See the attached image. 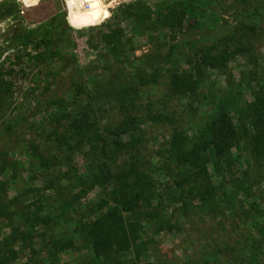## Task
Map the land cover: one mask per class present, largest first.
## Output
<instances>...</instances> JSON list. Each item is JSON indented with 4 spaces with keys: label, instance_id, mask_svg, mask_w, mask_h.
Instances as JSON below:
<instances>
[{
    "label": "rangeland",
    "instance_id": "obj_1",
    "mask_svg": "<svg viewBox=\"0 0 264 264\" xmlns=\"http://www.w3.org/2000/svg\"><path fill=\"white\" fill-rule=\"evenodd\" d=\"M8 1L26 27L54 13L66 16L63 0H40L32 8ZM222 7V0H129L109 8L111 17L99 26L64 29L63 38L71 42L64 50L56 43L5 48L2 34L9 24L0 23V121L13 108L23 111L14 129L0 137V213L7 215L0 214V264H117L115 258L127 264L209 262L214 241L222 237L239 241L249 258L255 253L264 264V242L248 229L250 218L264 214V138L255 134L247 110L264 93V39L252 34L249 51L227 57L221 67L200 65L199 75L193 76L197 87L190 94H169L166 82L172 66L155 64L156 55L184 34L171 18L172 9L193 15L192 34L199 37L219 32ZM263 21H245L251 32L244 33H253ZM68 53L78 66L95 68L85 84L66 74L69 67H64L72 64ZM187 54L175 62L181 70H191L196 62ZM104 85L139 90L137 108L129 112L133 121L126 127L128 138L106 134L120 117L113 105L102 104L99 88ZM47 86L58 96L55 105L41 101ZM88 99L100 102L86 118L97 119L104 156L101 141H90L86 129L67 128L84 116ZM217 105L228 112L238 139L229 150V171H221L223 164L217 170L207 165L206 178L178 180L176 160L167 152L173 131L190 147ZM160 109L167 117L158 121L153 115ZM51 132H61L63 142L46 144ZM100 159L111 170L104 181L95 170ZM130 167L147 175V183L137 188L160 195L151 206L135 205L141 215L138 254H117L102 262L93 257L83 229L108 207L112 185L133 184ZM12 228L27 238L6 246L5 235ZM239 259L236 264L245 263Z\"/></svg>",
    "mask_w": 264,
    "mask_h": 264
},
{
    "label": "trees",
    "instance_id": "obj_2",
    "mask_svg": "<svg viewBox=\"0 0 264 264\" xmlns=\"http://www.w3.org/2000/svg\"><path fill=\"white\" fill-rule=\"evenodd\" d=\"M222 2L221 23L218 25L219 32L213 35L193 36L192 30L196 23L193 15L185 14L182 10H171V18L179 28V31L184 34L180 40L170 44L164 54H157L158 61L155 63L156 65L170 64L172 66L166 82L169 94L192 93L198 83L193 76L199 75L200 65L221 67L227 57L237 52L249 51V42L251 41L252 34L257 38L264 39V21L253 33L247 35L244 33V30L251 32V28L246 25L245 21L258 17L264 19V0H222ZM223 15H227V18H223ZM1 22L9 24L2 34L3 39L1 44L5 48H11L12 50L18 48L34 49L41 45L46 46L56 43L60 50H64L66 46H71L68 36L65 39L63 38L64 29L65 32L71 29L65 22L63 12L54 13L51 17L42 21L41 24L30 28L23 25L18 9L12 1L0 0ZM187 53H189V56L195 58L196 62L192 65L191 70H181L176 67L175 62L185 58L188 55ZM58 55L61 59L64 53L60 51ZM68 56L72 64L64 67L65 69L69 67L66 74L70 75V79L73 78L74 83L81 78L85 84L86 80H89L88 76L91 75L95 68L87 64L78 66L72 54L68 53ZM192 72H194V75ZM49 87L51 86L45 88L43 94H46V96L43 100H40L45 105L52 106L58 103V96ZM99 89L101 97H103L102 104L113 105L116 114L120 117L119 123L109 129L106 134L115 135L116 138L117 136L124 135L128 138L129 133L126 127L131 125L133 121V117L129 112L137 108L134 100L139 98L140 93L138 88H132L129 85L121 87L104 85ZM94 102L88 99L85 102L84 116L65 126L68 129L69 127L76 128V130L86 129L90 141H101L99 152L104 156L106 153L102 145V135L95 128L97 119L87 120L88 116L95 112L94 105H96V108H99L100 102ZM15 109L13 108L0 121L1 138H5L22 118L23 111ZM247 110L251 126L256 129L255 134L258 137L264 138V93L258 94L247 105ZM153 117L158 121L165 120L167 113L163 109H160ZM50 134L53 136L46 140V144L48 142H55L56 144L63 142H61V132L58 135H55V132H51ZM98 136H100L99 139ZM183 141L184 138L173 131L171 144L167 149V152L176 160L178 180H187L189 177L206 178L209 175L207 165L210 166L211 170H217L219 165L223 164L224 166L221 167V171L223 173L226 171L225 173H227L230 167L229 150L238 144L231 118L222 105H217L214 108V115L203 129L197 133L190 147L185 148ZM254 152L255 149L250 151L252 154ZM95 170L100 181L109 179L111 170L106 160H98ZM128 171L134 178L133 184L127 185V183L122 182L117 187L112 185L109 193L110 201L108 207L101 211L83 229L90 243L93 257L102 259V262L108 256L115 257L117 254H123L133 257L135 254H138L141 249V246L137 244L138 232L141 229V215L140 213L136 214L137 209L134 210L135 205L138 202L139 204L144 202L146 206L148 204L151 206V200L155 198L154 202H157L156 197L160 195L155 194L153 191L146 192L147 188H137L147 183L144 182L145 177H147L146 174L138 172L133 167H130ZM215 191L219 193L218 189ZM0 214L7 216L4 213ZM263 217L264 214L261 211L255 217L250 218L248 229L250 231L254 230L259 236L260 241L264 242ZM26 238L25 233L12 228L5 235V244L6 246H11L15 240L20 239L24 241ZM238 257H240L239 261L245 262L243 264L260 263L257 260V254L251 253L250 258L247 256L246 248L239 241L222 237L214 241L212 256L209 262L191 261L183 264H236V258ZM3 261L4 258L0 257V262ZM115 261L117 264H127L126 261L118 260L117 258H115Z\"/></svg>",
    "mask_w": 264,
    "mask_h": 264
},
{
    "label": "clouds",
    "instance_id": "obj_3",
    "mask_svg": "<svg viewBox=\"0 0 264 264\" xmlns=\"http://www.w3.org/2000/svg\"><path fill=\"white\" fill-rule=\"evenodd\" d=\"M122 2L129 0H63V8L66 11L67 25L75 31L85 30L103 24L112 15L108 11ZM24 8H32L40 3V0H17ZM2 27V25H0ZM34 28L35 25H29Z\"/></svg>",
    "mask_w": 264,
    "mask_h": 264
}]
</instances>
